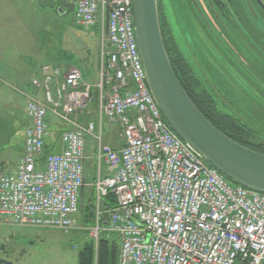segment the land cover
<instances>
[{
  "label": "built area",
  "instance_id": "obj_1",
  "mask_svg": "<svg viewBox=\"0 0 264 264\" xmlns=\"http://www.w3.org/2000/svg\"><path fill=\"white\" fill-rule=\"evenodd\" d=\"M63 1L74 4L72 24L99 25L110 48L97 86L77 67L45 63L30 90L18 91L30 125L16 172L0 175V223L74 230L90 138L96 179L87 233L96 248L103 237L118 238L117 264H264V193L229 180L167 124L147 84L133 0ZM94 88L99 115L82 122ZM51 117L66 130L62 151L46 155ZM106 120L121 129L118 149L104 142Z\"/></svg>",
  "mask_w": 264,
  "mask_h": 264
},
{
  "label": "rangeland",
  "instance_id": "obj_2",
  "mask_svg": "<svg viewBox=\"0 0 264 264\" xmlns=\"http://www.w3.org/2000/svg\"><path fill=\"white\" fill-rule=\"evenodd\" d=\"M48 1L39 6L35 2L34 12H28V5L24 4V17L17 26L11 25L14 20H9V41H0V172L14 167L13 147L21 143L24 128L28 126L22 111L27 102L16 89L30 84L40 64L51 62L70 63L71 67L80 68L85 82L97 86L102 51L104 47L105 51L110 48L103 42L99 25L76 27L72 24L73 6L61 0ZM257 1L264 6V0ZM196 2L198 8L194 0H160V13L169 26L170 35L203 88L209 92L213 89L218 99L254 133L253 143L264 144V12L255 0H250L251 11L244 8L241 0ZM38 27H41V43L36 40ZM11 36L17 43L10 41ZM39 46L43 61L37 52ZM20 57L36 64L26 72L17 71V64L22 66ZM12 66H15L13 72L21 74V81L14 84L15 90L9 87L13 84L9 76ZM22 80L27 85H22ZM101 96L97 88L93 89V102L81 114L83 120L98 117ZM55 122V131L65 129L59 120ZM104 142L111 146L122 143L121 129L107 120ZM94 148L95 142L89 138L87 153L94 156ZM93 170H89V174ZM83 219L81 213L76 218L75 229L69 233L0 223V261L79 264V255L90 239ZM110 238L115 240L116 236Z\"/></svg>",
  "mask_w": 264,
  "mask_h": 264
},
{
  "label": "water",
  "instance_id": "obj_3",
  "mask_svg": "<svg viewBox=\"0 0 264 264\" xmlns=\"http://www.w3.org/2000/svg\"><path fill=\"white\" fill-rule=\"evenodd\" d=\"M159 3L160 0H133L136 39L148 87L165 121L221 174L244 188L264 193V154L217 129L182 86L165 46Z\"/></svg>",
  "mask_w": 264,
  "mask_h": 264
},
{
  "label": "trees",
  "instance_id": "obj_4",
  "mask_svg": "<svg viewBox=\"0 0 264 264\" xmlns=\"http://www.w3.org/2000/svg\"><path fill=\"white\" fill-rule=\"evenodd\" d=\"M249 3L247 10L251 11ZM160 9V3H159ZM161 27L164 36L165 46L172 62V66L182 84L185 91L192 99L196 107L204 114V116L221 132L230 137L235 142L253 150L264 154V144H257L251 141L254 138V133L245 126L228 109V105L218 99L217 93L211 89L210 92L203 88L202 82L197 79L195 71L183 56L179 48L176 46L175 39L170 35L168 24L162 18ZM252 73V72H251ZM251 77H253L251 75ZM200 94H197V92ZM107 206L115 205V201L109 198L106 201ZM83 215L84 225L91 227L94 223V202L93 199H88V202L83 205L80 214ZM79 214V215H80ZM119 253V241L116 238L103 237L96 250L95 243L89 239L85 243L82 252L79 255V264H117ZM0 264H13L6 260H1Z\"/></svg>",
  "mask_w": 264,
  "mask_h": 264
},
{
  "label": "crops",
  "instance_id": "obj_5",
  "mask_svg": "<svg viewBox=\"0 0 264 264\" xmlns=\"http://www.w3.org/2000/svg\"><path fill=\"white\" fill-rule=\"evenodd\" d=\"M35 2L39 6L40 4L41 5H46L49 1L48 0H0V41L1 42L3 40L9 41L8 38L10 36L7 37L8 36L7 30H8V27L10 26L9 25V20L10 19L14 20L15 24L12 23L11 25L17 26L16 24H18V22H20V20H22V18L24 17V13H25L24 9H23L24 8L23 7L24 4L28 5V12H32V11L34 12L33 9H34V3ZM68 5L73 6V4H68ZM37 9H38V7H37ZM3 28H5L4 31H3ZM40 36H41V27H38L36 40L39 43H41L42 40H43ZM10 41H13L14 43H17V39H13V37H12V39ZM40 48H41V46H39L37 52H38V55H39V59H42L41 61H43V58H42L43 55L40 54V53H42V50ZM57 55L58 54H56V57H57ZM1 58H3V57H1ZM18 60H21L19 63H22V66L17 64V66H18L17 71H21V72H24V71L26 72L28 67H32V65L36 64L35 61H32L29 58L20 57ZM53 64L64 68V70H67L69 67H71L70 63H66L65 64V63H59V62L57 63V62H55ZM15 66H12V69L9 71V76H11L10 80H13L14 82L11 81L13 83V84L11 83L12 85H9V83L7 84V85H9L10 88H13L14 90L16 89L15 86H14L16 81H18V82L21 81V79H20L21 74L17 73V71L13 72V69H14ZM25 66H26V68H25ZM21 83H23L22 85H27V84H25V82H23V80H22ZM16 87H18V86H16ZM26 87H29V84ZM19 88H21V87H19ZM16 91H17V89H16ZM25 110H26V105L24 106V108L22 110L23 113H24V116L26 117ZM55 119L56 118H53V117H51V119H50V128L52 127V131H50V128H49V135H48L47 142H46V151H47V153H59L63 149V144L61 142V134H62V132L64 130H66V126L63 124L65 126V129H63L61 131L57 129V131H55L54 130V128H56V122L55 121H57V119L56 120ZM25 121H26L27 125H29V120L27 119V117H26ZM25 130L26 129L24 128V131ZM24 139H25V132H24V135L22 137L21 143L15 145L13 147V149H15V153H14L15 164H14V167L11 168V169H8L7 171L6 170L5 171H1L0 175H2V174H11V173H15L16 172L18 163H19V161L21 160V158L23 157V154H24ZM121 146H122V143L119 144V145H113L112 147L118 149ZM57 150H59V151H57ZM94 161H95V155L93 156V155H89L88 154V159L86 161V184H87V187L84 190V203L87 202V200L94 193L93 184H94L95 179H96V170H93L94 169ZM88 164H91V168L90 169H88ZM89 170L90 171L93 170V172L91 174H89ZM21 228H26V227H21ZM32 229H36V228H32ZM41 230H44V229H41ZM9 262H11V261H9Z\"/></svg>",
  "mask_w": 264,
  "mask_h": 264
},
{
  "label": "flooded vegetation",
  "instance_id": "obj_6",
  "mask_svg": "<svg viewBox=\"0 0 264 264\" xmlns=\"http://www.w3.org/2000/svg\"><path fill=\"white\" fill-rule=\"evenodd\" d=\"M195 1V3L197 4V2H196V0H194ZM241 2H242V4H243V6H244V8H246L247 9V7H248V5H249V3H250V0H241ZM255 2H256V0H255ZM257 3V5L259 6V8H261V10L264 12V8H262L261 6H260V4L258 3V1L256 2ZM252 6H253V4H251ZM197 8H198V4H197ZM219 37V36H218ZM198 79V78H197ZM201 83V82H200ZM197 94H200V92L198 91L197 92ZM201 95V94H200Z\"/></svg>",
  "mask_w": 264,
  "mask_h": 264
}]
</instances>
